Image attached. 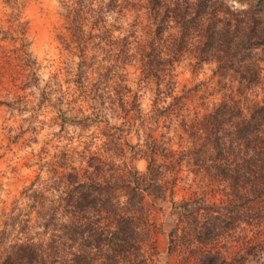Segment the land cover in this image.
Listing matches in <instances>:
<instances>
[{
  "label": "trees",
  "instance_id": "16d2710c",
  "mask_svg": "<svg viewBox=\"0 0 264 264\" xmlns=\"http://www.w3.org/2000/svg\"><path fill=\"white\" fill-rule=\"evenodd\" d=\"M116 2L112 0L113 4ZM157 8L161 11L156 12ZM153 11L150 37L144 43L135 38L144 61L141 67L148 69L149 59H156L153 53L166 52L169 57L175 56L179 45L185 58L195 59L197 68L202 67V62L217 65L212 72L214 77L224 81L221 84L225 96L202 114L197 108L191 111V97L199 94L198 90L203 87L209 89L212 80L201 82L183 94L177 92L170 106L172 111L156 119V127L148 130L147 151L143 154L148 170L143 176L136 173L134 166L129 168V162L123 166L118 163L125 158V147L129 145L124 139L123 126L118 130L119 135L109 134L111 139L103 145L107 151L89 156L87 167L82 170L73 168L70 173L64 164L58 163L53 173L63 191L56 190L60 191L59 200L43 226L51 229L52 235L46 245L31 247L28 264L33 261L36 264H107L108 261L143 264L144 257L137 254L154 246L147 199L165 201L174 197L183 167H188L190 173L206 182L211 195L218 199L212 202L207 195H200L172 203L176 222L170 233V251L178 253L179 264H243V251L250 245L249 240L247 236L244 240L233 236L241 225L247 227L240 231H252L258 237V247L264 244L261 240L264 233V99L250 102L248 95L250 90L257 91V88L259 93L255 96L264 93V20L252 12L245 14L243 21L222 18L215 0H209L208 13L202 0L191 3L184 0L183 5L178 0H155ZM172 11H175L176 31L165 37L164 32L170 27L168 15ZM95 27L93 25L94 30ZM70 35V40L65 42L66 50L75 44L76 49L90 57L93 63L100 57L108 58L105 48H100L95 40ZM89 35L91 37V33ZM130 35L135 37L134 32ZM125 41H120L121 49L130 48L128 37ZM133 59L117 56L108 71L119 78L126 61ZM173 67L172 63H165L160 69L155 65L152 69L164 76ZM89 96L93 108L103 109L100 100L91 93ZM202 103L201 106H206V98ZM126 115L132 119L130 112L126 111ZM62 119L75 123L76 118L63 115ZM174 122H178V143L175 138H167L165 133V130H172L170 125ZM91 127L81 128L84 131ZM132 127H135L134 121L128 129L129 135ZM143 127L141 123L140 128ZM139 131L138 128V143ZM104 135L102 131L100 136ZM138 143L129 146L131 152L136 151ZM63 160L66 163L67 154H63ZM60 168L65 171L60 173ZM122 197L128 198L123 205ZM228 240L232 241V252H229ZM107 251L113 256L106 255ZM260 251L263 252V248L257 251L256 258Z\"/></svg>",
  "mask_w": 264,
  "mask_h": 264
},
{
  "label": "clouds",
  "instance_id": "9594fccd",
  "mask_svg": "<svg viewBox=\"0 0 264 264\" xmlns=\"http://www.w3.org/2000/svg\"><path fill=\"white\" fill-rule=\"evenodd\" d=\"M34 2L41 5H52L56 8L55 15L60 17V20L59 23L53 22L45 26L49 35L68 32L76 37H83L84 40H95L100 48H105L108 58L100 57L93 63L90 57L81 54L76 49L75 44L70 49L72 55H67L60 47L62 41H57L55 45H52L59 50L61 55L47 53L41 55L36 51L41 38H38L34 33L23 39V51L29 54L35 53L32 58L36 63L31 71L40 78L38 86L34 85L29 91L35 92L39 96L38 89L45 90V86L48 85L46 91L51 92L50 103L44 105V114L40 115V121L45 123L43 131L37 137L39 143L34 144L28 151L38 154L40 149L47 144L49 154L46 158L43 155H38L34 159L33 169H43L40 172V180L24 193L25 199L15 206V210L9 207L15 196L9 187L10 179L0 181L2 184V190H0V264H28L31 259V247L42 241L45 244L49 242V236L52 233L44 235L42 226H37L31 232L25 229L31 214L26 210L25 205L29 208L39 207L45 198H48V203L43 204L41 211L42 215H47L44 210L59 200L56 188L60 187L62 192L63 187L59 185L58 179L52 176V171H50L55 168L57 162L64 164L70 173L73 168L78 171L82 170L87 167L89 156L107 151L103 145L111 139L110 133L119 135L118 130L123 126L124 139H127L132 145H137L136 130L139 128L140 139L136 151L129 152L118 163L123 166L128 160H131L132 156H135V161L128 164V167L131 168L134 165L136 173L143 176L148 170V163L143 155L147 151L145 140L148 130L156 127V119L167 116L168 112L172 111L170 106L173 105V100L177 96L176 87H182L183 84L194 78L203 80L206 76L211 75V70L217 67L215 63L202 62V71L198 70L195 59L185 58L183 48L178 45L173 57H169L166 52H159L158 55L153 53L156 59H149L148 69L145 70L141 67L144 61L141 60V55L138 54L135 45L124 49L119 47L120 41H125V37H128V40L142 38L144 32L153 26L151 22L155 16L153 11L155 0H117L115 4L112 3V0H34ZM191 2L192 0H188V3ZM178 3L183 5L184 0H178ZM202 3L205 4L206 13H208L209 0H202ZM215 5L220 9L222 18L228 17L243 21L244 15L252 12L257 18L264 20V0H243V2L242 0H215ZM160 11L159 8L156 9V12ZM174 13L175 11L169 12L167 24L170 27L168 31L164 32L165 37L176 31L177 21L174 18ZM224 23L227 21L225 20ZM93 25L96 26L95 30ZM220 25L218 23L217 27ZM117 27H119V31L116 30ZM133 32L135 37L130 35ZM180 37H182L181 42L183 43V26H181ZM42 39H47V37H42ZM101 41L105 43L101 44ZM127 43L128 41H125V44ZM107 44H115L117 47H105ZM117 56L124 60H127L128 56L134 57L131 63L135 67L131 74L121 72L117 78L114 72L108 71L112 68ZM165 63H172L174 67L169 69L164 76H160L157 71L152 69L153 65L156 69H160L161 65ZM194 72H198L196 77L193 75ZM53 76L56 79H51ZM177 79L181 81L179 86L176 85ZM65 80L68 83H65ZM257 92L259 93V88H257ZM89 93L103 103V109L92 107L93 102ZM133 97H135V103H132ZM251 99H264V93L252 96ZM74 100L76 102L71 103ZM60 101L63 102L60 103ZM126 111L132 114V119L128 118ZM64 114L76 118L75 123L65 125V132H61L59 123H48L54 117L63 118ZM29 115H33V113H25L26 117ZM97 115H99V119H97ZM88 117L91 119H87ZM133 121L135 127L131 128L132 134L129 135L128 129ZM163 122L161 121V123ZM141 123L144 125L143 128H140ZM77 124L80 127H77ZM90 125L92 126L91 130L82 134L81 127L88 129ZM36 127L39 131L41 127L39 122ZM170 127L177 128L178 122H174ZM97 128L104 132V137H101L100 132L96 131ZM93 131H96V135H92ZM165 133L167 138H175L173 131L165 130ZM57 134L59 135L57 136ZM61 152L67 153L66 163L60 158ZM15 198L20 200L19 196H15ZM127 199V197H122L121 204H125ZM246 227V225H241V229ZM22 229L25 230L22 231ZM165 231L167 232V229ZM251 235V231L245 233L238 230L240 240ZM160 255L162 260L165 257L171 260L167 251ZM254 255L256 252H253L252 255L245 253L243 264H248ZM260 255L264 256V253ZM257 259H260V256H257ZM32 264H36V262L33 261Z\"/></svg>",
  "mask_w": 264,
  "mask_h": 264
},
{
  "label": "rangeland",
  "instance_id": "374dc122",
  "mask_svg": "<svg viewBox=\"0 0 264 264\" xmlns=\"http://www.w3.org/2000/svg\"><path fill=\"white\" fill-rule=\"evenodd\" d=\"M55 13V6L41 5L35 3L34 0H0V181L3 179H10V189L15 193V196L20 197L19 201L16 200L15 196L13 197L9 205L12 210H15V206L25 199L24 193L28 191L30 187H34L40 180V172L43 171V169H33L34 159L38 155H43L46 158L49 154L47 144L40 149V153L38 154L28 151L34 144L39 143L37 137L40 132L43 131V125L45 123L40 121V115L44 114V105L50 103L49 98L51 92L46 91L48 85L45 86V90L38 89L40 92L39 96H37L35 92L29 91L34 85L38 86L40 78L31 71L36 63L32 58V55L35 53L29 54L24 52L22 41L35 33L38 38H41L36 50L41 55L45 53L56 56L61 55L59 50L52 46L55 45L57 41H62L60 47L63 48L65 54L72 55V52L69 51L71 48L66 50L65 44L66 41L70 40V33L60 32L58 34L52 33L49 35L45 30L47 24L53 22L59 23L60 17L56 16ZM119 30L118 27L117 31ZM151 31L152 28L150 27L144 32V37L138 38L141 43H144L146 39L150 37L148 33H151ZM42 37H47V39H42ZM137 43L139 42L136 39L129 40V47L135 45L139 54L141 47L137 45ZM125 65V68H123L124 72L131 74L135 66L131 62L127 63V61ZM176 66L178 67V65ZM197 69L202 71V67H198ZM213 74L211 70V75L206 76L203 80L194 78L192 81L183 84L182 87H176V91L179 94H183L184 92L194 89V87L201 82H210L212 80L209 89L203 87L198 90L197 93L199 94H194L191 97L190 109L192 112L194 108H197V110L203 114L207 109H211L214 103H218L222 99V95L225 96V88H223L221 84L224 83V81L219 77H214ZM193 75L196 77L198 72H194ZM51 79H56V77L53 76ZM65 83H68V81L65 80ZM180 84L181 81L177 79L176 85L179 86ZM255 94H257V91L254 89L248 92L250 98L255 96ZM204 98H206V106H201ZM75 102V100L72 101V103ZM250 102H252V99H250ZM28 112L33 113V115L26 117L25 113ZM183 113H185V111ZM64 115L69 117L67 114ZM37 122L41 125L39 131L36 127ZM48 123H59L61 132H65V125L70 122H65L62 118L57 116L48 121ZM76 126L80 127L79 125ZM171 129V131L174 132L175 143H178L176 139L177 128ZM89 130H91V128ZM89 130L83 131L81 128V133L83 134ZM96 131H99L100 134L102 132L99 128H97ZM96 131H93L92 135H96ZM58 135L59 134H57V136ZM184 139L185 138H182V142H184ZM127 141L128 140L125 142L128 143L129 141ZM131 145L132 144L129 142L128 147H125V157L132 151L130 148ZM63 154L67 153H60L61 160H63ZM135 159L136 157L132 156L131 160L127 162L132 163ZM58 163L59 162H57L55 168L58 167ZM50 171H52V176L56 177L53 173V169ZM60 171V173H63L65 169L60 168ZM178 177V185L174 191V197L167 198L165 201L153 198L147 199V206L152 224V243L154 246L152 249L148 247L146 249L147 252L137 254L138 257H144L143 259H145V261L143 264H179L180 256L178 253L170 251V233L176 222L175 217L172 215L171 206L173 202H179L183 199L200 195H207L208 200L212 202L218 199L211 195L210 190L206 187V182L201 181L199 177L190 173L188 167H183ZM59 185L61 186L60 183ZM59 189L60 187L56 188V190ZM0 190H2V184H0ZM56 192L60 195V191ZM56 202L44 210L47 212V215H42L41 211L43 209V204L48 203V198H45L43 204L39 207L29 208L25 205L26 210L31 213L28 217L25 229L31 232L37 226L43 227L48 221V215L56 205ZM33 221H35V223H33ZM25 229H22V231ZM166 229L167 232L165 231ZM50 230L51 229L44 228V235L51 232ZM238 230H241L240 226L236 229V232L233 233L234 238L238 235ZM257 238L258 237L253 233L251 236H247L250 245L247 249H244V254L247 253V255H252L253 252L257 253V250L262 248L263 252H260L264 253V244L261 245L262 248L258 247V243L260 242ZM261 240H264V233ZM41 243L46 245L43 241ZM227 244H229L227 246L230 249L232 241L228 240ZM238 244L240 245V242H238ZM231 250L233 251V248H231L229 252H232ZM165 251H167V255L171 257V260H168L167 257L163 260L161 259L160 254H163ZM108 253L113 256L109 251L106 252V255H108ZM114 255L116 256L115 253ZM132 256L135 259V256ZM227 256L229 258L231 257L229 253ZM258 256H260V259H257L256 255L252 256L248 264H264V256ZM112 263L113 262L108 261L107 264Z\"/></svg>",
  "mask_w": 264,
  "mask_h": 264
}]
</instances>
